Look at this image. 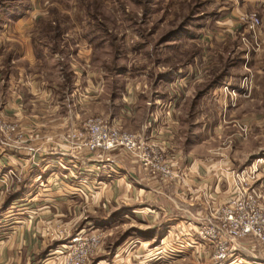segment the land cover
<instances>
[{"label": "rangeland", "instance_id": "rangeland-1", "mask_svg": "<svg viewBox=\"0 0 264 264\" xmlns=\"http://www.w3.org/2000/svg\"><path fill=\"white\" fill-rule=\"evenodd\" d=\"M248 4L250 0H0V105L6 98L14 103L12 97L15 105L24 99L28 110L44 107L41 125L66 116L59 119L61 131L46 140L49 147L69 127L116 113L124 131L144 134L145 121L141 123L147 114L156 106H170L178 121L174 145L201 161L217 158L222 166L218 175L239 171L264 158V0ZM233 10L228 21L225 14ZM252 14L260 21L257 41L240 20ZM55 106L57 114L50 111ZM254 186L264 200V170ZM3 192L0 212L9 197ZM121 214H89L95 225L85 222L67 230L74 234L92 225L105 232L101 253L89 264L111 261L135 240L149 242L146 248L160 244L166 230L124 223ZM245 246L252 251L250 244ZM254 247L264 258V248ZM211 253L205 248L176 263L169 256L167 264H211ZM45 259L42 264H52Z\"/></svg>", "mask_w": 264, "mask_h": 264}, {"label": "crops", "instance_id": "crops-1", "mask_svg": "<svg viewBox=\"0 0 264 264\" xmlns=\"http://www.w3.org/2000/svg\"><path fill=\"white\" fill-rule=\"evenodd\" d=\"M255 1L250 0L248 5H254ZM235 12L225 14L228 21L233 20ZM132 92L129 89V94ZM22 96L27 98L24 92ZM8 100L2 102L0 112L20 121L29 138L20 149L3 150L0 146V190L7 192H3L4 198L9 195L0 212V264H42L46 257L56 259L59 244L52 247L51 243L60 241L48 236L56 226L72 231L77 224L95 225L89 214L119 211L122 212L119 221H138L151 229L162 227L166 233L160 244L149 248H146L149 242L141 245L137 240L126 248L119 247L121 251L111 261H100L101 264H167L169 256L175 263L197 256L196 247L187 242L195 217H206L208 205L226 201L231 188L217 179L218 168L222 167L217 158L201 161L184 154L179 144L174 145L178 121L170 106L166 110H158L156 106L154 112L150 111L149 115L159 121L154 126L148 125L146 135L153 134L169 151L173 164L187 171L184 188L149 179L120 150L83 154L78 161L57 155L48 150L50 143L46 140L61 131L59 119L66 116L54 115L41 125L47 111L44 107L28 110L23 105L24 99L21 103L16 100V105L12 97L14 103ZM57 107L50 111L57 114ZM30 111L32 114H27ZM117 114L107 118L114 119ZM149 115L141 124L144 121L147 124ZM259 252L257 247L251 252L238 250L228 264H264Z\"/></svg>", "mask_w": 264, "mask_h": 264}, {"label": "built area", "instance_id": "built-area-1", "mask_svg": "<svg viewBox=\"0 0 264 264\" xmlns=\"http://www.w3.org/2000/svg\"><path fill=\"white\" fill-rule=\"evenodd\" d=\"M240 20L244 24V32L257 41L256 28L260 25L257 16L252 14ZM242 40L245 44L249 42L245 38ZM157 121L159 120L150 114L144 126L145 131L147 132L148 125L154 126ZM69 128L72 130L52 144L53 147L48 146V150L75 161L83 154H108L120 150L149 179L158 180L163 185L183 187L187 171L173 164L169 151L153 134L147 136L146 133H129L121 128L117 119L101 117L87 119ZM24 129L26 127L21 122L19 124L12 121L5 115L0 117V146L3 150L25 146L28 139ZM263 170L264 158H258L239 171H220L217 179L221 184L227 183L230 186L231 195L223 203L208 205L205 218H195L196 223L189 231L187 241L189 245L196 247L197 253L203 252L205 248L211 249V264H228L236 251H249L246 243L251 245L250 250L255 245L264 248V200L254 186ZM1 195L0 190V200ZM104 233L102 229L92 225L83 227L74 234L65 230L50 232V237L60 241L56 259L52 258L51 263L89 264L101 253Z\"/></svg>", "mask_w": 264, "mask_h": 264}]
</instances>
